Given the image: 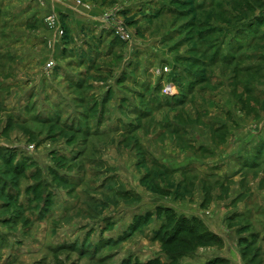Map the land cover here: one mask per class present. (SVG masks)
<instances>
[{
  "label": "rangeland",
  "instance_id": "374dc122",
  "mask_svg": "<svg viewBox=\"0 0 264 264\" xmlns=\"http://www.w3.org/2000/svg\"><path fill=\"white\" fill-rule=\"evenodd\" d=\"M41 1L29 66L0 0V264H264V0H93L83 39Z\"/></svg>",
  "mask_w": 264,
  "mask_h": 264
},
{
  "label": "crops",
  "instance_id": "0c3cea01",
  "mask_svg": "<svg viewBox=\"0 0 264 264\" xmlns=\"http://www.w3.org/2000/svg\"><path fill=\"white\" fill-rule=\"evenodd\" d=\"M32 1L34 0H1L8 12L3 18L6 35L10 41V53L29 66L36 65L32 63V49L42 51L45 49L43 43L49 38L40 34L38 36L31 34L32 23L40 21L39 11L32 14ZM78 1L82 3L78 4ZM91 1L93 0H46L45 2L43 0L44 8L40 10H43L45 17L50 14L59 15L72 36L75 39H83L91 35L93 26L98 24L104 12L100 5L90 7ZM35 4L38 5L37 2ZM18 29L22 30L21 33L16 31ZM51 54V56L58 54L56 47H53Z\"/></svg>",
  "mask_w": 264,
  "mask_h": 264
},
{
  "label": "built area",
  "instance_id": "2783aa9c",
  "mask_svg": "<svg viewBox=\"0 0 264 264\" xmlns=\"http://www.w3.org/2000/svg\"><path fill=\"white\" fill-rule=\"evenodd\" d=\"M49 21L51 22V25H52V26H54L55 23H56V19H55V17H50V18H49ZM52 66H53L52 63H50V64H49V68H51Z\"/></svg>",
  "mask_w": 264,
  "mask_h": 264
},
{
  "label": "trees",
  "instance_id": "16d2710c",
  "mask_svg": "<svg viewBox=\"0 0 264 264\" xmlns=\"http://www.w3.org/2000/svg\"><path fill=\"white\" fill-rule=\"evenodd\" d=\"M178 226H179V224H177V225L175 226V229H174L175 232H177V230L179 229ZM179 232H180V231H178V233H179Z\"/></svg>",
  "mask_w": 264,
  "mask_h": 264
}]
</instances>
